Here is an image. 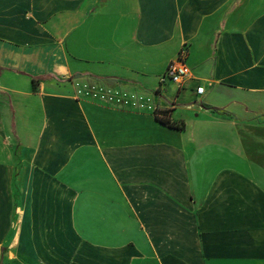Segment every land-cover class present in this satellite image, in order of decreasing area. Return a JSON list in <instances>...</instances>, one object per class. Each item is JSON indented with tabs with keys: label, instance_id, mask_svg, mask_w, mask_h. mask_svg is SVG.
Returning a JSON list of instances; mask_svg holds the SVG:
<instances>
[{
	"label": "crops",
	"instance_id": "0c3cea01",
	"mask_svg": "<svg viewBox=\"0 0 264 264\" xmlns=\"http://www.w3.org/2000/svg\"><path fill=\"white\" fill-rule=\"evenodd\" d=\"M0 264H264V0H0Z\"/></svg>",
	"mask_w": 264,
	"mask_h": 264
},
{
	"label": "built area",
	"instance_id": "2783aa9c",
	"mask_svg": "<svg viewBox=\"0 0 264 264\" xmlns=\"http://www.w3.org/2000/svg\"><path fill=\"white\" fill-rule=\"evenodd\" d=\"M189 78H192V76L189 69L184 64L183 54L180 52L166 67L164 73L160 77V83L163 84L169 81L176 84L178 87H182L184 82ZM195 92L198 95L202 94L204 92L203 86H197ZM76 93L77 95H83L107 104L136 109H142L147 103V99L141 95L88 84H76Z\"/></svg>",
	"mask_w": 264,
	"mask_h": 264
},
{
	"label": "trees",
	"instance_id": "16d2710c",
	"mask_svg": "<svg viewBox=\"0 0 264 264\" xmlns=\"http://www.w3.org/2000/svg\"><path fill=\"white\" fill-rule=\"evenodd\" d=\"M33 84L35 86L37 80L35 78H32ZM155 118L156 120H158L160 123L168 126V127H172V128H178L180 129L181 126L179 124H174L173 122H171L167 117H163V116H159L158 113H155Z\"/></svg>",
	"mask_w": 264,
	"mask_h": 264
},
{
	"label": "rangeland",
	"instance_id": "374dc122",
	"mask_svg": "<svg viewBox=\"0 0 264 264\" xmlns=\"http://www.w3.org/2000/svg\"><path fill=\"white\" fill-rule=\"evenodd\" d=\"M86 84H88V85H95V84H90V83H86ZM95 86H97V85H95ZM98 87H101V86H98ZM145 98V97H144Z\"/></svg>",
	"mask_w": 264,
	"mask_h": 264
}]
</instances>
